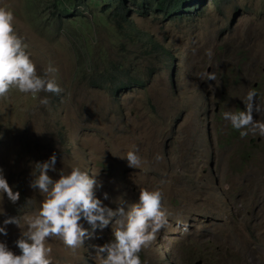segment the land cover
Instances as JSON below:
<instances>
[{"label":"rangeland","instance_id":"1","mask_svg":"<svg viewBox=\"0 0 264 264\" xmlns=\"http://www.w3.org/2000/svg\"><path fill=\"white\" fill-rule=\"evenodd\" d=\"M52 1L0 0L14 13L37 73L44 75L51 62L63 89L35 97L12 90L0 99V167L20 192L16 204L0 196V212L31 215L42 198L29 186L32 167L55 152L58 170L99 173L103 187L96 195L113 209L121 195L137 201L139 187L163 191L169 226L140 252L142 264H264V137L241 138L222 115L243 110L250 88L264 103V0H194L190 8L199 5L180 16L135 14L137 25L171 51L173 63L139 44L112 51L107 36L96 40L88 28L73 38L81 23L63 24L71 25L67 38L59 23L49 25L52 12L44 8ZM85 16L91 19L90 12ZM88 55L101 71L111 60L122 62L126 87L116 94L112 81L107 89L92 87L77 60ZM254 118L264 121V112ZM134 146L143 160L138 169L120 158ZM49 175L58 179L57 172ZM5 218L0 215V224ZM81 224L91 236L75 252L49 240L54 264H98L92 246L112 238L111 224L102 230ZM7 232L0 240L19 254L14 242L21 229L9 224Z\"/></svg>","mask_w":264,"mask_h":264},{"label":"clouds","instance_id":"2","mask_svg":"<svg viewBox=\"0 0 264 264\" xmlns=\"http://www.w3.org/2000/svg\"><path fill=\"white\" fill-rule=\"evenodd\" d=\"M14 13L7 7H0V99H7L12 90L34 97L41 92L60 95L63 89L57 83L58 69L49 63L44 75L37 73V67L30 58L28 44L17 34L14 27ZM207 55L212 56L211 50ZM214 73L207 74V80L215 81ZM258 92L250 88L243 101V110H228L222 113L232 128L239 131L241 138L250 133L264 137V121L254 118V113L264 112V103L258 102ZM41 104L49 100L43 98ZM122 159L128 166L138 169L143 160L135 146L126 152ZM157 160L161 159L159 155ZM57 155L45 161L35 162L32 167V180L29 186L41 195L38 206L30 216H5L0 224V235L7 236V226L16 225L21 229L20 236L14 242L19 249L16 254L6 241L0 240V264H54L52 247L49 240L55 238L75 252L84 246V241L91 234L81 224V220L102 230L111 224L112 238L102 245H93L98 264H142L140 252L150 247L157 234L169 226V212L164 206V193L160 188L139 187L138 200L128 202L121 195L116 198L115 209L104 205L96 195V190L103 187L97 180L99 173L90 175L78 166L70 171L57 169ZM49 172H57L58 179H53ZM0 196H6L12 204L20 200V192L14 191L0 167ZM104 199H109L104 193ZM23 220V224H22ZM187 232V224L183 225Z\"/></svg>","mask_w":264,"mask_h":264},{"label":"trees","instance_id":"3","mask_svg":"<svg viewBox=\"0 0 264 264\" xmlns=\"http://www.w3.org/2000/svg\"><path fill=\"white\" fill-rule=\"evenodd\" d=\"M194 0H53L50 6L44 10H50L53 20L50 21L51 26L59 23L58 26L67 31L66 37H69V27L78 25L77 31L73 34V38L82 37V30L90 29L94 33V38L103 33L107 36L109 44L117 46L110 50L121 53L129 47L139 44L141 49L146 53L158 50L172 63L175 61L171 51L156 40V38L148 31L140 28L134 20V15H140L144 18H150L154 15H164L165 17L180 16L185 12H189L197 6L190 8V3ZM200 3V0H198ZM36 11L42 9V5L38 3L34 6ZM85 11L90 12L91 19L85 16ZM71 24L70 26L63 25ZM57 26V27H58ZM58 27V29H59ZM83 28V29H82ZM103 54L101 59L105 58ZM81 65L84 63L85 74L84 80H89L94 88H108L107 82L114 83V93L126 87L125 80L121 77L124 73H128L125 65L120 61L109 62V66L104 70H100V63L95 64L90 57L86 56L84 60L77 58ZM74 79L79 75L74 73ZM143 84L142 81L136 80ZM141 255V253L139 254Z\"/></svg>","mask_w":264,"mask_h":264},{"label":"flooded vegetation","instance_id":"4","mask_svg":"<svg viewBox=\"0 0 264 264\" xmlns=\"http://www.w3.org/2000/svg\"><path fill=\"white\" fill-rule=\"evenodd\" d=\"M206 101H208V99H206ZM220 112V107L218 106L217 108H216V113H219ZM250 141H254V139L252 138ZM249 157H251L250 155H249ZM213 169V168H212Z\"/></svg>","mask_w":264,"mask_h":264}]
</instances>
